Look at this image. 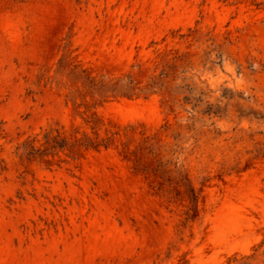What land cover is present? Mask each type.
Returning a JSON list of instances; mask_svg holds the SVG:
<instances>
[{
	"label": "rangeland",
	"instance_id": "1",
	"mask_svg": "<svg viewBox=\"0 0 264 264\" xmlns=\"http://www.w3.org/2000/svg\"><path fill=\"white\" fill-rule=\"evenodd\" d=\"M0 264H264V0H0Z\"/></svg>",
	"mask_w": 264,
	"mask_h": 264
}]
</instances>
